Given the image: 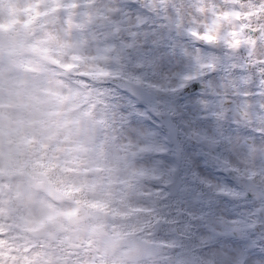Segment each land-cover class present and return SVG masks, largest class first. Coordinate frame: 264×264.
<instances>
[{
	"label": "clouds",
	"instance_id": "9594fccd",
	"mask_svg": "<svg viewBox=\"0 0 264 264\" xmlns=\"http://www.w3.org/2000/svg\"><path fill=\"white\" fill-rule=\"evenodd\" d=\"M0 264H264V0H0Z\"/></svg>",
	"mask_w": 264,
	"mask_h": 264
}]
</instances>
